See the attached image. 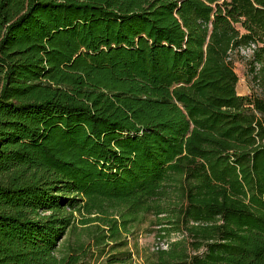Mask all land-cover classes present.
<instances>
[{
	"label": "trees",
	"instance_id": "1",
	"mask_svg": "<svg viewBox=\"0 0 264 264\" xmlns=\"http://www.w3.org/2000/svg\"><path fill=\"white\" fill-rule=\"evenodd\" d=\"M249 44L264 93V0H0V264H85L57 256L74 213L119 240L180 182L192 254L146 264H264V99L228 55Z\"/></svg>",
	"mask_w": 264,
	"mask_h": 264
},
{
	"label": "rangeland",
	"instance_id": "2",
	"mask_svg": "<svg viewBox=\"0 0 264 264\" xmlns=\"http://www.w3.org/2000/svg\"><path fill=\"white\" fill-rule=\"evenodd\" d=\"M231 60L238 78L236 93L239 96L254 94L264 99V93L252 85L248 61L241 58L237 52L232 54ZM185 188L181 182L170 185L166 195L156 204L162 210H167L166 213L156 214L155 210H151L135 218L131 217L119 240L109 239L100 245H96L97 238L109 234V229L100 221L101 215L74 213V225L59 243L57 256L64 255L70 249L83 248L85 264H146L154 259L155 252L168 250L169 246L175 242H183L181 248L185 250L187 256H190L192 248L187 231L191 223L185 226L181 218L175 219L183 208ZM117 212V208L108 207L107 209L109 219L118 221V228L122 229ZM178 221L181 228L178 229L179 231L174 229L175 227L171 228L173 226L171 222L176 224ZM115 256L120 261L111 263Z\"/></svg>",
	"mask_w": 264,
	"mask_h": 264
},
{
	"label": "built area",
	"instance_id": "3",
	"mask_svg": "<svg viewBox=\"0 0 264 264\" xmlns=\"http://www.w3.org/2000/svg\"><path fill=\"white\" fill-rule=\"evenodd\" d=\"M254 50H255V45L254 44H249V45H246V46H243V47H240L238 48L237 50L235 51H230L228 53L229 55V60H231L232 58V54L234 52H237L238 55L243 58L244 60H248L252 57L253 53H254Z\"/></svg>",
	"mask_w": 264,
	"mask_h": 264
}]
</instances>
